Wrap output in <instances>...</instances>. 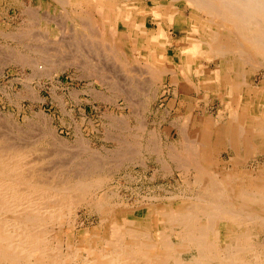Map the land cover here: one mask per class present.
<instances>
[{"label": "bare ground", "instance_id": "1", "mask_svg": "<svg viewBox=\"0 0 264 264\" xmlns=\"http://www.w3.org/2000/svg\"><path fill=\"white\" fill-rule=\"evenodd\" d=\"M57 1L60 4L70 2V0H57ZM140 1H143V0H140ZM154 1H160V0H154ZM167 1L169 3H174V2L177 3L178 2L177 0H167ZM190 1H191V3H194L196 6H198V8L203 10L202 13L203 12L208 13L212 16V18H214V20L212 19L214 22V25L206 33L207 34L206 43L208 44L209 52H211V54L215 53L217 55V57H216L217 59L214 58L213 61H215V63H217L218 67L219 68L224 67V68L228 69L227 74L222 73V74H225V78H226V79L224 78L226 80L225 81L226 82L225 88L227 89L226 91H228V88L230 87L231 92L228 91L230 94L235 92V91L240 92L239 91L240 89L243 90V93H244V95L240 97L241 99L237 100V101H235L236 99L234 100L233 97H229V100L231 98L229 103H232V106L234 105V107H235L230 112L231 113L230 117H232V120L230 119V117H228L231 120V125H229V126L226 125V123H221L219 121L218 122L215 121L216 123H212V125L208 124V126L205 127V131H206L205 133L204 132L203 133L202 132H195L192 135H190L189 134L190 132H188L186 129L188 126L187 127L184 126L182 128V126L179 124L181 126V135L185 138V140L182 139V141H184L183 142V144H184L183 145V151L185 152L186 155L183 157L182 154L180 152L176 151L175 148L172 146V147H169V148H171L169 151V156L171 158H173L178 163V166L181 165L183 168L186 169L185 172L188 175V176H186V177H188L187 179L188 180L191 179L190 181L193 183V185L197 186L198 189H192V195H184V196L181 195V197H178L177 194H176L177 196H171L170 195L171 197H169V196L166 197L165 195H164L165 197L159 196L160 198L158 196H157L158 198L153 196L156 199L155 201H152V202L150 201L147 204H144L145 202L143 201L144 202V203H142L143 207H141V208L138 207V209L133 210V212H131L128 207L124 206L125 202H124L123 198L120 199V201L116 202V204H114L115 202L113 203V201H112V204H113V206H112L111 199L114 197V194H116V193L114 192V190L112 188L109 187V185L107 183V180H108L107 177H106V179H107L106 180V179H104V176L102 178V177H100L101 175H99L98 173L101 171H104L105 169H109L108 167L110 165L109 164L110 161L112 162V161H114V159H117V158H118V160L119 159L123 160L124 158L126 160V158H128L127 155L130 154V156H132V153L136 152L137 148H136V146H134L135 143L134 144L129 143L128 141L125 140L127 137L126 138L123 137V136H127L126 134L123 133L124 134V135H122L123 138H121V140H119L120 141L119 144L120 143H121V145L123 144L122 150L121 149L119 151L117 150V152L115 151L116 152L115 153L113 151L114 149L112 150L111 148L107 147V149H110V151L112 150V152L115 153V156H117L116 158H114L115 156L111 157L114 153L112 155H110L109 157H107V155H106V158H104L105 155L104 156L102 155L103 156L102 157L101 155L98 154L99 155L98 156L96 153H94L97 149L94 152L93 151H87V153H88L87 157L78 156V152L82 154L81 151H83L85 146L88 145L87 143L85 145L84 141H82L83 139H81L82 137L80 138V136L77 138H80L81 142H83V143H80L79 146H80V148L81 147H84V148L82 150H79L78 152H76L77 151V149H76V151L74 152L75 154L74 153L72 154V152L75 149H73V151H72L70 148V150L72 151L71 152L72 155L70 154L68 156V155H66V154H68L67 151H69L66 148L67 143L62 140L63 136L61 137V139L59 137H57L56 130L53 131L52 130L53 127L51 128L49 125L50 122H48V125L40 124L42 127H38V128L35 125L36 128L33 130L38 129L39 132L41 131L40 135L38 134L39 137L36 136L37 138H35L32 136L33 132H32V134L29 132L31 134V138L28 137V138H30V139H28L27 137H25L26 139H28L27 141H26V139L22 138L23 135L21 136L20 132L19 133L16 132L15 135H13L14 132L11 131V132H13V133H11L10 131H8L9 129L7 127L4 128V126H2L3 124H1V122H0V127H1L0 128V264H264V104L261 103V101L258 102L259 100H253V98H255L254 95H256V96L258 95L257 97L260 96L259 98H261V96L264 95V73L262 74L263 80H261L260 84H255L254 81L248 82V80L245 77V71H244L246 64H251L254 67H258L257 69L264 68V0H190ZM112 2H113V0H112ZM78 3H79V1H78ZM116 5H117V3H116ZM77 6H78V4H77ZM175 6H177V5H175ZM134 7H135V5H134ZM112 8H113V6H112ZM24 9H22V11ZM148 9H149V7H148ZM161 9H163V8H161ZM189 9H190V7H189ZM102 10H103V8H102ZM115 10H117V9L115 8ZM60 11H62V10H60ZM25 12H27L29 19L31 21L37 20L38 14H39L38 8L35 9L34 6H33V8L31 6H28V9L26 8ZM83 12H84V10H83ZM141 12H143V11H141ZM65 13L66 12H64L63 14H65ZM96 13H97V11H96ZM107 13H108V11H107ZM115 13H116V11H115ZM164 13H166V12H164ZM83 14L85 15V12ZM65 16L66 15H64V17ZM49 17H50V15H49ZM67 17H68V14H67ZM126 17H128V16L126 15ZM25 18H28V17H25ZM78 18L80 20L82 29H83V27H85L84 29H86V26H89V25H87L88 24L87 21L89 22V20H87V19H91V17L89 18L87 16H81L80 15ZM164 18H165V16H164ZM30 20H29V23H30ZM95 20H96V18H95ZM108 20H109V18H108ZM54 21H56V20H54ZM166 21H168V20H166ZM26 22H27V20H26ZM64 22H63V24H64ZM90 22H91V20H90ZM143 22H145V20H143ZM33 23L31 22V25H32V26L30 25L31 27H33V25H34ZM59 23H57V25ZM103 24H104V21H103ZM199 24L201 25V23H199ZM211 24H213V23H211ZM59 25L61 26V23ZM138 26H136L135 28H137ZM92 27L94 28L95 25L91 26V28ZM100 28L98 26V30H97L98 32H100L99 31ZM195 28H198V27L195 26ZM35 29H36V27H35ZM94 29H96V28H94ZM87 31H88V33L90 32V30H87ZM102 31H101V35H102ZM115 31H116V29H115ZM1 32H2V30H1ZM96 33H95V35H96ZM160 33H162V32H160ZM39 34H41V32ZM90 34H91V32H90ZM90 34L88 35V37L90 36ZM91 35L93 36V34H91ZM95 37L97 38L99 36H95ZM101 37H99L100 39H97V41L101 40V39L102 40L105 39V38L103 39ZM122 37H124V36H122ZM171 37L172 36H170V38ZM36 38H38V36ZM16 39H17V37H16ZM40 39H42V38H40ZM61 39H63V38H61ZM83 39H85V38H83ZM133 39H134V36H133ZM176 39L178 40V38H176ZM196 39H197V37H196ZM88 40L81 41V44L85 41L88 42ZM185 40H186V38H185ZM97 41L95 40V42H97ZM107 41H109V40H107ZM166 41H167V39H166ZM201 41H203V40H201ZM62 42H63V40H62ZM67 42H68V40H67ZM91 42H92V40H91ZM95 42H93L92 45L95 46ZM204 42H205V40H204ZM54 43H55V41H54ZM76 43H78V41ZM107 43L108 42H106V44ZM106 44L104 43V45H106ZM110 44H108V45H110ZM177 44H178V42H177ZM65 45H66V42H65ZM101 45L103 46V42ZM115 45H113V46L115 47ZM195 45L197 46L198 42ZM31 46L32 45H30L29 48ZM117 46H118V44H117ZM194 46L192 48H194ZM198 46L200 47V45H198ZM108 47H110L109 48L110 50H108ZM108 47L104 46L103 50L105 51L104 48H107L106 50H108V51H106V52H109V51L111 53L114 52L113 54H115V55L109 56L110 52L107 55L110 57V59L113 58L112 60L116 61V59H114V57L116 56L117 49L115 51L114 50L115 48H113L112 46H108ZM159 47H157V48H159ZM47 48H50V47H47ZM78 48H80V47L78 46ZM90 48H95V50H96V47H90ZM192 48H189L186 50L190 51ZM195 48H196L195 50L197 52L198 51L197 49H199V48L198 47H195ZM100 49H101V47H100ZM100 49H97V50H100ZM35 50L37 52H41L42 56L44 57L43 58L41 56L44 59V62H45V60L49 61L48 59L51 58V57L48 58V56H47L49 54V52L51 51V49L50 50L45 49V46H44V48H36ZM137 50H139V49H137ZM195 50H193V52H195ZM123 52H125V51H123ZM135 52H138V51H136V49H135ZM26 56H27V54H26ZM125 56H126V54L124 55V57ZM165 56H166V54L162 58H165ZM196 56H198V55H196ZM16 57H18V56H15V58ZM21 57L23 58L24 63H25V61H26L25 58L22 55L19 56L20 59H22ZM118 57H120V56L118 55ZM45 58H47V59H45ZM148 58H149V56H148ZM158 58H160V57H158ZM162 58H160V59H162ZM210 58H212V57H210ZM140 59H141V57H140ZM218 59H221V61H219ZM100 60H102V59H100ZM196 60H197V58H196ZM55 61H52L50 59L49 62H55ZM64 61H66V60H64ZM127 61H128V59H127ZM127 61H124V62L126 63ZM100 62H102V61H100ZM108 62H109V58H108ZM145 62H146V60H145ZM29 63H30V61H29ZM105 63H107V62H105ZM120 64H121V62H120ZM146 64H147V62H146ZM150 64H152V63L150 62ZM154 64H156V63H154ZM38 65H40V64H38ZM46 65H48V64H45V66ZM101 65H102V63H101ZM123 65L128 66V63L123 64ZM45 66H43V67L45 68ZM51 66L54 67V65H51ZM51 66H49V67L52 68ZM43 67H41V68H43ZM49 67H47L48 70L50 69ZM109 67H108V69H113V67L112 68H109ZM129 67L130 68L128 70L131 69V66H129ZM152 67L155 68V66H152ZM156 67L158 68V66H156ZM58 68H59V66H58ZM115 68H116V66H115ZM119 68H120V66H119ZM144 68H143V70H144ZM108 69H106V70H108ZM149 69L150 68H147V70H149ZM218 69H216V70L218 71ZM42 70H41V72L43 73L44 71H42ZM102 70H103V68H102ZM153 70H155V69H153ZM161 70L162 69H160V71ZM195 70H197V69H195ZM213 70H214V68H213ZM119 71H120V69H119ZM151 71H152V69H151ZM202 71H203V68H202ZM35 72H37V71H35ZM142 72H144V71H142ZM92 73H94V71ZM152 73H153V71H152ZM155 73L157 74L158 72L155 71L153 73V75H155ZM183 73H184V71H183ZM195 73H198V72H195ZM232 73H233V75H231ZM34 74H32V75H34ZM46 74H48V73L46 72ZM102 74H103V72H102ZM108 75L109 74H107V76ZM114 75L116 77V73ZM152 76L150 78H152ZM169 76L171 77V75H169ZM174 76H175V74H174ZM109 77L112 78L113 76H108L107 78L109 79ZM115 77H113L112 79L114 80ZM155 77H157V76H155ZM155 77L153 76V78H155ZM159 77L160 76L158 75L157 78H159ZM207 77H210L209 74ZM202 78H204V77H202ZM132 79H133V76H132ZM183 79H185V78H183ZM179 80H181V79H179ZM130 81L128 80V84ZM137 81H141V80H137ZM137 81H136V84L138 85L137 87H140V89H142L141 87L144 86L145 84L140 86V83H142V82L138 83ZM190 81H192V80H189V82ZM214 81H216V80H214ZM105 82H106V80H105ZM118 82L119 81L116 82L117 85H120L123 83L122 84V87H123L124 83H126V80H125V82L123 81L120 84H118ZM219 82H220V80H219ZM116 83H114L115 87H116ZM108 84H109V82H108ZM150 84H151V81H150ZM159 84H163L162 81ZM131 85H132V83H131ZM176 85H178V84H176ZM133 86L135 88L136 85L134 84ZM104 87H105V85H104ZM115 87H111V89H113ZM117 87H116V89H117ZM126 87H127V85L125 87H123V89L125 88L127 90L128 88H126ZM159 87H161V85ZM118 88H121V86ZM156 88H157V86L155 87V90L157 91ZM123 89L121 88V90H123ZM136 89H138V88H136ZM150 89H151V87H150ZM196 89H197V87H196ZM155 90H152V91H155ZM124 91L125 90H123V92ZM127 91H125V92L127 93ZM132 91H134V90H132ZM148 91L146 94L149 93ZM152 91H151V93H152ZM158 91L160 92V90H158ZM108 92H110V91H108ZM118 92H122V91L119 90ZM154 93H156V92H154ZM199 93H200V91H199ZM113 94H114V92H113ZM173 94H175V93H173ZM246 94H247V97L245 96ZM105 95L107 96V94H105ZM119 95H120V93H119ZM131 95L132 94H130V96ZM154 96H155V94H154ZM154 96H153V98L156 97V96L155 97ZM188 96L191 97L192 95L188 94ZM197 96H198V94H197ZM123 98H126V100L128 99L127 101H129V103H130L131 100H129V96H125ZM130 98H132V97H130ZM180 98H183V97H180ZM155 101H156V99H155ZM226 102L225 103L228 104V101H226ZM129 103H128V106H129ZM131 103H133V102H131ZM136 103H138V102H136ZM220 104H222V102ZM133 105H134V103H133ZM144 105L145 104H143V106ZM184 105L185 104H183V106ZM190 106L192 107V105H189L186 108H189V110H190ZM165 108H164V110H166L165 112H167L168 110ZM169 108H170V106H169ZM192 108H194V106ZM192 108H191V110H192ZM137 109H138V107H136L135 110H137ZM132 110H134V108L131 109V111ZM144 110H146V108ZM151 110H152V106H151ZM156 110H158V109H156ZM173 110H174V107H173ZM154 111H155V109H154ZM159 111H158V113H159ZM176 111H175V113H176ZM137 112H139V110L136 111L135 113H137ZM167 113H165V114H167ZM131 114H132V112H131ZM190 114H189V116H190ZM169 115H167V117ZM219 115H221V114H219ZM110 116L112 117L111 114H110ZM141 116L142 115L140 114V118H141ZM39 117H41V116H39ZM43 117L44 116H42L41 118L44 119ZM116 117L117 116L115 115V120L117 119ZM159 117H160V115H159ZM172 117L174 119V116H172ZM202 117H203V115H202ZM123 118H125V117L122 116L121 120H119V117H118L117 121H122ZM133 118L135 119V117H133ZM140 118H139V120H141L140 122H142L144 118L143 119H140ZM163 118H164V115H163ZM48 119H50V118H48ZM113 119H111V120H113ZM173 119H172V121H174ZM47 121H49V120L46 119V122ZM136 121H137V119H136ZM145 121L146 120H144L143 122H145ZM169 121H171V120H169ZM175 121H176V119H175ZM41 122H42V120H41ZM42 123H44V122H42ZM110 123H113V121ZM116 123H118V122H116ZM113 124H111V126ZM116 125H113V126L116 127ZM122 125H124V124H122ZM142 125L144 126V124H142ZM142 125L140 123V126H142ZM190 125H191V123H190ZM38 126H39V124H38ZM133 126L135 128L137 127L136 130H138L139 126H136L135 124H133ZM158 126L160 127V125H158ZM2 127L4 129H2ZM32 127H34V126L32 125ZM32 127H31V129H32ZM6 128L8 130H6ZM145 128H146V126H145ZM17 129H19V128H17ZM31 129H29V130H31ZM118 129H119V127H118ZM125 129H127V128H125ZM140 129L142 130V127L139 128V130ZM152 129H154V128H152ZM33 130H31V131H33ZM38 130L36 132L34 131L35 135H37ZM148 131H150V130H148ZM107 132L109 133V130H107ZM111 132H113V131H111ZM133 132H136V131H133ZM154 132H155V130H154ZM154 132L152 131L151 135H153ZM24 133H25V131H24ZM156 133H158V132H156ZM27 134L28 133H26V135ZM133 134L134 133H132L130 137H132ZM142 134L139 135V137L142 138L144 136V134L143 135ZM177 134H178V132H177ZM109 135L110 134H108L106 136L108 137ZM113 135L112 136L114 138L115 134H113ZM116 135H117V133H116ZM118 135L120 136L119 133H118ZM156 135H155V137H156ZM119 136H117V138ZM134 136H135V134H134ZM136 136H138V134H136ZM110 137H111V135H110ZM77 138H76V140L78 141ZM80 139H79V141H80ZM123 139L125 140V143H124ZM131 139H133L134 142L137 141V139L135 141L134 137ZM146 139L147 138L145 137V140ZM23 140H25V141H23ZM64 140H66V138ZM148 140H150V139H148ZM158 140H160V138ZM152 141H153L152 149H154L156 151L158 150L159 152L161 150V152H162V150L164 148L163 149L161 148L160 150L158 149V148H160L159 147L160 142L157 146L156 141L154 139ZM209 141L210 142L215 141L218 145L219 144L224 145L225 148L227 149L226 150L227 154H228L227 158L207 159V161H206L205 157L207 156V153H208L207 146L210 145ZM126 143H128L127 146H126ZM141 143H144V142H141ZM141 143L139 144V147H140V145H142ZM146 143H147V141H146ZM169 143H171L170 145H173L172 144L173 142H169ZM200 143L201 144L205 143L206 149H203L202 146L199 145ZM81 144H84L85 146H83V145L81 146ZM136 145H138V144L136 143ZM88 146L86 148L90 149L91 147H88ZM145 146H146V144H145ZM160 146H161V144H160ZM75 147L77 148L78 144L76 146H74V148ZM139 147H138V149H139ZM146 147H144V148H146ZM150 148H151V146H150ZM150 148H148V149H150ZM99 150L100 149H98V151ZM102 153L103 152H101V154ZM126 153H127V155H126ZM65 155L68 156V158H66ZM158 155L159 154H157V156ZM208 155H209V153H208ZM110 157L112 160H109ZM144 157H146V156H144ZM247 157H250V159L255 158L252 162L253 163L254 162L255 163L260 162V163H262V165H257L258 166L257 168H249L248 163H250V161H248L246 159ZM132 158H134V157L132 156ZM135 158H136V156H135ZM157 158L160 159L159 157H156V160H157ZM258 158H262L261 161L258 160ZM141 159H142V157H141ZM122 160H119V161L122 163L123 162ZM140 162L142 163V161H140ZM156 162H158V161H156ZM137 163H139V162H137ZM166 163H167V161H166ZM164 165H168V164H164ZM170 165H168L169 169L171 168ZM111 166L113 167V165H110V168H111ZM141 167H142V165H141ZM163 167L165 168L166 166H163ZM254 169H255V173H254ZM106 173H108V171ZM97 174H98V176H97ZM106 175L107 174H105V176ZM183 176H185V175H183ZM152 177H154V176H152ZM119 184H120V182H119ZM190 186H192V185L190 184ZM143 197H145V196H143ZM151 197L152 196L150 195V198ZM116 199H118V198H116ZM124 199H126V198H124ZM165 199H167V200H165ZM138 200L139 199H137V201ZM140 201H142V200L140 199ZM135 202H136V200H135ZM80 203H82V204L87 203L89 206H91L93 209H95L99 213V219L98 220H100V222H101V225L99 226L100 228L97 227V229H93V230H89V229L80 230V229H78V223H79L78 218L79 217L77 216L78 214L76 212V206ZM133 203H130V204L132 205ZM92 208H90V209H92ZM74 209H75L76 213L74 214V218H72V216H73L72 214L74 212ZM131 215H133L134 218H129ZM65 218L68 219L67 222H66ZM221 223H224V224H222L225 227L223 230L221 228H219V226H218ZM102 226H103V228H102ZM240 229H245V230H240ZM213 232L216 233V238L211 240L210 235L213 234ZM253 235L256 236V239H254Z\"/></svg>", "mask_w": 264, "mask_h": 264}, {"label": "rangeland", "instance_id": "2", "mask_svg": "<svg viewBox=\"0 0 264 264\" xmlns=\"http://www.w3.org/2000/svg\"><path fill=\"white\" fill-rule=\"evenodd\" d=\"M56 1L55 0H0V16H1L0 17V29L2 30V32L0 30V33H1L0 34V58H1L0 59V122H1V124H3L2 126H4V128L7 127L9 130L7 128H6V130H8L10 132L13 131L14 133L11 132V133H13V135H15L16 132L17 133L20 132L21 136L22 135L24 136V137L22 136V138L26 139L25 137L31 138L32 132H33V135H32L33 137H35V138L39 137L41 131L39 132L38 129H36V130H33V129H35L36 126H37V128L42 127L40 124L48 125V122H50L49 125L51 128L53 127L52 128L53 131L56 130L57 137H59L60 139L62 136L64 139L66 138V140H64L63 138H62V140L67 143L66 148L69 151H67L68 154H66V155H68V156L71 154L73 149H75V150L72 152V154L76 151V149H77L76 152H78L79 150H82L84 148V147L80 148V146H79L80 143H83V142H81V139H83L82 141H84L85 145L87 143L89 146L88 145L85 146L84 144H81V146L83 145V146H85V148L83 151H81L82 154L78 152V156L87 157V154H88L87 151H93L94 152L97 149L94 153H96L97 155L99 154L101 156L105 155L104 158H106V155H107V157H109L115 151L117 152V150L118 151L120 149L122 150L123 144L122 145H121V143L119 144V142H120L119 140H121V138H123V137L124 138L127 137L128 139L126 138L125 140L128 141L129 143H132V144L135 143L134 146H136V148H137L136 152H134L135 154L136 153L137 154L135 155L134 153H132V156L134 158H132V156H130V154L127 155V153H126L128 158H126V160H125V158L123 160L119 159V160L123 161L121 163L118 160V158L114 159L117 157V156H115V153H116L115 152L111 156V157L115 156L113 158L114 161H112L113 163L111 161H110L111 163L109 162V164L113 165V167L111 166V168H110V165H109V167H108L109 169H105L104 171H101L98 174L101 175L100 177H102V178L104 176V179H106V177H107L108 180L107 179L106 180H107L109 187L112 188L116 194L118 193L117 195L113 193L115 198L113 197L114 199L113 198L111 199V204H112V201H113V203L115 202L114 204H116V202L120 201V199L123 198V200L125 202L124 206L128 207L131 212H133V210H137L138 207L139 208L143 207L142 203H144V202H145L144 204H147L150 201L151 202L155 201L156 199L154 197H156V198H158L159 196L160 197H165V196L171 197V196H177V195H178V197H181V195H183V196L184 195H192V189H198V187L193 185V183L190 181L191 179H189V180L187 179L188 177H186V176H188V175L185 172L186 169L183 168L181 165L178 166V163L173 158H171L169 156V151L171 149L169 147L173 146L176 151H178L182 154L183 157L186 155L185 152L183 151V145H184L183 142L184 141H182V139L185 140V138L181 135V126H182V128L184 126L185 127L188 126L186 129L188 132H190L189 134L192 135L195 132H202V133L204 132L205 133L206 132L205 127H207L208 124L212 125V123H216L218 121L221 123H226V125H228V126L231 125L232 117H230V115H231L230 112L235 107H234V105L232 106V103H229L231 100V98L229 100V97H233V99L234 100L236 99L235 101H237V100H240L241 99L240 97L244 95L243 90H241V89L239 90L240 92L235 91V92L231 93L232 95L229 93V92H231L230 87L228 88L229 92L226 91L227 89L225 88V85H226L225 74L228 73V69L224 68V67L219 68L217 63H215V61H213V59L216 58L217 55L215 53L211 54V52H209L208 44L206 43V36H207L206 33L214 25V22H213L214 18H212V16L208 13H205V12L202 13L203 10L198 8V6H196L194 3H191L190 0H177L178 1L177 3L176 2L169 3L167 0H160V1H154V0H148V1L147 0H143V1H140V0H113V2H112V0H74V1L70 0V2L62 3V4H60L58 1L57 2ZM78 1L80 4L78 3ZM115 2L117 3V5ZM77 4H78V6H77ZM134 5H135V7H134ZM175 5H177V6H175ZM28 6H31L32 8L34 6L35 9L38 8L39 14H38L37 20L31 21L29 19L27 12H25L26 8L28 9ZM112 6H113V8H112ZM148 7H149V9H148ZM189 7H190V9H189ZM102 8H103V10H102ZM115 8L117 10H115ZM161 8H163V9H161ZM22 9H24V10L22 11ZM60 10H62V11H60ZM83 10L85 12V15L83 14L84 13ZM96 11H97V13H96ZM107 11H108V13H107ZM115 11H116V13H115ZM141 11H143V12H141ZM64 12H66L68 14L69 18L67 17L66 13L63 14ZM164 12H166L167 14ZM49 15H50V17H49ZM64 15H66V16L64 17ZM80 15L81 16H87L89 18L91 17V19H87V20H89V22L87 21V23H88L87 25H89V26H86V29H84L85 27H83V29H82L80 20L78 18ZM126 15L128 17H126ZM164 16L166 19L164 18ZM25 17H28V18H25ZM95 18H96V20H95ZM108 18H109V20H108ZM28 19L30 20V23H29ZM53 19L56 21H54ZM26 20H27V22H26ZM90 20L92 23L90 22ZM143 20H145V22H143ZM166 20H168V21H166ZM103 21H104V24H103ZM31 22L32 23L34 22L33 27H31L32 26ZM59 22L61 23V26L59 25L60 24ZM63 22H64V24H63ZM57 23H59V24L57 25ZM199 23H201V25ZM211 23H213V24H211ZM90 25L91 26L95 25L94 28H96V29H94L93 27L91 28ZM98 26H99V28L101 27L100 28L101 30L99 29L100 32L97 31ZM136 26H138L139 28L138 27L135 28ZM195 26L198 28H195ZM35 27H36V29H35ZM115 29L117 32L115 31ZM87 30H90V32H91V34H93V36L90 34V32L88 33ZM101 31H102V35H101ZM40 32H41V34H39ZM160 32H162V33H160ZM95 33H96V35H95ZM89 34L91 37L90 36L88 37ZM37 36H38V38H36ZM95 36H99V37H101L103 39L105 38V39L104 40L101 39L102 41L101 40L97 41V39H100V38L99 37L96 38ZM122 36H124V37H122ZM133 36H134V39H133ZM170 36H172V37L170 38ZM16 37H17V39H16ZM196 37H197V39H196ZM40 38H42V39H40ZM61 38H63V39H61ZM83 38H85V39H83ZM176 38H178V40ZM185 38H186V40H185ZM166 39H167V41H166ZM58 40L59 41L61 40L60 41L61 43ZM62 40H63V42H62ZM67 40H68V42H67ZM83 40H88V42L85 41L81 44V41H83ZM91 40H92V42H91ZM95 40L97 42H95ZM107 40H109L110 42ZM201 40H203V41H201ZM204 40H205V42H204ZM54 41H55V43H54ZM77 41H78V43H76ZM105 41L108 43L106 44ZM65 42H66V45H65ZM93 42H95V46L92 45ZM102 42H103V46L101 45ZM177 42H178V44H177ZM197 42L201 48L198 45L197 46L195 45ZM104 43L106 45H104ZM108 44H110V45H108ZM117 44H118V46H117ZM30 45H32V46L29 48ZM113 45H115V47ZM44 46H45V49H49V50L51 49L50 52L47 50L49 52V54L47 56H48V58L51 57L50 59L52 61L56 60L55 61L56 63L55 62H49L50 59H48L49 61L45 60V62H44V59H43L44 57L42 56L41 52H37L35 50L36 48H44ZM46 46L50 47V48H47ZM78 46L80 48H78ZM104 46H106V47L112 46L113 48H115L114 49L115 51L117 49L116 56L114 57V59H116L117 62L115 60H112L113 58L110 59V57H109V56L115 55V54H113L114 52L111 53L109 51L110 54H109V56L107 55L109 52H106V51L110 50L109 49L110 47H108V50H106L107 48H104L105 49V51H104L103 50ZM193 46H194V48H192ZM90 47H96V50L100 49V47H101V49L97 50L98 51L97 52L95 50V48H90ZM157 47H159V48H157ZM195 47L199 48V49H197L198 50L197 52L195 50L196 49ZM189 48H192L193 50H195V52H193L192 49L190 51L186 50ZM135 49L138 52H135ZM137 49H139V50H137ZM123 51H125V52H123ZM124 53L126 54L125 57H124V55H125ZM26 54H27V56H26ZM165 54H166L165 58H162V57H164ZM21 55L25 58V60H26L25 63H24V60L22 57H21L22 59L19 58V56H21ZM118 55L121 58L118 57ZM196 55H198V56H196ZM15 56H18V57L15 58ZM148 56H149V58H148ZM140 57H141V59H140ZM158 57L162 58L163 60L158 58ZM210 57H212V58H210ZM108 58H109V62H108ZM196 58H197V60H196ZM45 59H47V58H45ZM100 59H102V60H100ZM127 59H128V61H127ZM28 60L30 61V63ZM64 60H66V61H64ZM99 60L102 62H100ZM145 60H146L147 64H146ZM218 60L221 61V59H218ZM124 61H127L126 63H128V66L123 65V64H126ZM105 62H107V63H105ZM120 62H121V64H120ZM150 62L153 65L150 64ZM44 63L48 64V65H46L47 67H49L51 65H54V67L51 66L52 68L49 67L50 69L48 70ZM101 63H102V65H101ZM154 63H156V64H154ZM38 64H40V65H38ZM40 66L41 67L45 66V68L43 67L44 68L43 69ZM58 66H59V68H58ZM115 66H116V68H115ZM119 66H120V68H119ZM129 66H131L132 70L131 69L128 70L130 68ZM152 66H155V68H153ZM156 66H158V68ZM108 67L109 68L113 67V69H108ZM142 67L143 68L145 67L144 70ZM102 68H103V70H102ZM147 68H150V69L147 70ZM159 68L162 70L160 71ZM202 68H203V71H202ZM213 68H214V70H213ZM257 68L258 67H254L251 64L245 65V68H244L245 77L248 80V82L254 81L255 84H260L261 80H263L262 74L264 73V68H259V69H257ZM106 69H108V70H106ZM119 69H120V71H119ZM151 69H152L153 73L155 71H157L158 73L157 74L155 73V75H153ZM153 69H155V70H153ZM195 69H197V70H195ZM216 69H218V71ZM41 70L44 71L43 72L44 74L41 72ZM112 70L116 73V77L118 76L119 78L115 77V75H114L115 73ZM180 70L181 71L183 70L184 73H183V71L181 72ZM35 71H37V72H35ZM93 71H94V73H92ZM142 71H144V72H142ZM46 72L48 74H46ZM102 72H103V74H102ZM195 72H198V73H195ZM207 73L209 74L210 77H207L208 76ZM222 73H225V74H222ZM32 74H34V75H32ZM107 74H109L108 76L115 77L114 80L112 79L113 77L112 78L109 77V79H108ZM174 74H175V76H174ZM152 75L154 77L155 76L158 77V75H159L160 77L159 78H157V77L153 78ZM169 75H171V77ZM231 75H233V73ZM132 76H133V79H132ZM151 76H152V78H150ZM202 77H204V78H202ZM183 78H185V79H183ZM179 79H181V80H179ZM105 80H106V82H105ZM122 80L124 82L126 80V83H124L123 87H125L127 85L126 88H128L127 89L128 91L125 88L123 89V87H122L123 81ZM128 80L129 81L131 80L129 82V84H128ZM135 80L136 81L141 80V81H137L138 83L142 82V83H140V86L145 84L144 86L141 87L142 89H140V87H137L138 85L136 84ZM189 80H192V81L189 82ZM214 80H216V81H214ZM219 80H220V82H219ZM117 81H119L118 84H120V83H122V84L117 85V83H116ZM150 81H151V84H150ZM161 81L163 84H159V83H161ZM108 82H109V84H108ZM114 83H116V87L121 86V88L123 90L127 91V93L129 92L132 95L130 96L129 93L127 94L125 91L123 92V90H121V88L117 87V89H118L117 90L116 87L114 86ZM131 83H132V85H131ZM134 84L136 85L135 88L133 86ZM176 84H178V85H176ZM104 85H105V87H104ZM160 85H161V87H159ZM156 86H157V88H156L157 91L160 90V92L159 91L157 92L155 90ZM195 86L197 87V89ZM111 87H115V88L111 89ZM150 87H151V89H150ZM136 88H138V89H136ZM119 90L122 92H118ZM132 90H134L135 92ZM152 90H155V91H152ZM198 90L200 91V93ZM108 91H110V92H108ZM147 91L149 92L148 94H146ZM151 91H152V93H151ZM113 92H114V94H113ZM154 92H156V93H154ZM119 93H120V95H119ZM153 93L155 94L156 97L154 96ZM173 93H175L176 95ZM105 94H107V96ZM188 94L192 95L193 97L188 96ZM197 94H198V96H197ZM122 96L123 97L129 96V100H131L130 103L133 102L134 105H133V103L130 104L129 101H127L128 99L126 100L127 97L123 98ZM153 96L155 98H153ZM245 96L247 97V94ZM257 96L254 95L255 98H253V100H259L258 102L261 101V103L264 104V100H263L264 95H262L261 98H259L260 96L259 97H257ZM130 97H132V98H130ZM180 97H183V98H180ZM155 99H156V101H155ZM226 101H228V104H226L227 103ZM136 102H138V103H136ZM221 102H222V104H220ZM128 103H129V106H128ZM143 104H145V105L143 106ZM183 104H185V105L183 106ZM189 105H192V107L194 106V108H192L190 106V110H189V108H186ZM151 106H152V110H151ZM169 106H170V108H169ZM132 107L134 108V110L136 109V107H138V109L135 111L134 110L131 111V109H133ZM173 107H174V110H173ZM145 108H146V110H144ZM164 108L167 109L169 112L168 111H167L168 113L165 112L166 110H164ZM191 108L193 111L191 110ZM154 109H155V111H154ZM156 109H158V110H156ZM138 110L140 113L139 112L135 113ZM158 111H159V113H158ZM175 111H176V113H175ZM131 112H132V114L134 113L135 115L134 114L132 115ZM164 112L167 114H165ZM110 114L112 115V117L114 119L110 116ZM140 114L142 115L141 118H140ZM189 114H190V116H189ZM219 114H221L222 116ZM38 115L41 117L44 116L43 118L44 119L46 118L49 121L46 122V119L44 120L41 117H39ZM115 115L117 116L116 117L117 119L119 117V120H121L122 116H124L126 119L123 118L122 121H117V119L115 120ZM159 115H160V117H159ZM163 115H164V118H163ZM167 115H169V116L167 117ZM202 115H203V117H202ZM132 116L135 117V119ZM172 116H174V119ZM228 117H230L231 120ZM48 118H50V119H48ZM139 118L140 119L144 118L143 121L144 120H146V121L140 122L141 120H139ZM40 119L44 123H42ZM111 119H113V120H111ZM136 119H137V121H136ZM172 119L174 121H172ZM175 119H176V121H175ZM169 120H171L172 122ZM112 121L114 124L110 123ZM116 122H118V123H116ZM139 122L141 123V125L144 124V126L143 125L140 126ZM190 123H191V125H190ZM38 124H39V126H38ZM111 124H113V125L117 124V125L115 127L113 125L111 126ZM122 124H124V125H122ZM133 124H135L136 126H139V128L142 127V130L141 129L139 130V128H138V130H136L137 127L135 128L133 126ZM32 125L34 127H32ZM158 125H160V127ZM117 126L119 127V129ZM145 126L147 129L145 128ZM31 127H32V129H31ZM4 128L2 127V129H4ZM17 128H19V129H17ZM125 128H127V129H125ZM152 128H154V129H152ZM29 129H31L33 131H31ZM37 130H38L37 135H35L34 133ZM107 130H109V133L107 132ZM148 130H150L151 132ZM154 130H155V132H154ZM24 131H25V133H24ZM111 131H113V132H111ZM133 131H136V132H133ZM152 131L154 132L153 135H151ZM156 132H158V133H156ZM177 132H178V134H177ZM26 133H28V134L26 135ZM116 133H117V135H116ZM118 133L120 134V136L118 135ZM123 133L126 134L127 136L122 137V135H124ZM132 133H134L135 136L133 134L132 137H130ZM142 133L144 134V136L141 138V137H139V135H141ZM108 134H110L111 137H110V135L107 137L106 135H108ZM113 134H115L114 138H113V136H114ZM136 134H138V136H136ZM154 134L156 135V137ZM79 136H80V138L81 137L82 138L81 139L77 138ZM117 136H119L120 138L118 137L119 138L118 139ZM133 137H134L135 141L137 139L136 142H134L133 139H131ZM145 137L147 138L146 140H145ZM30 138H28V139H30ZM76 138L78 139V141L76 140ZM157 138L158 139L160 138V140H158ZM28 139H26V141ZM79 139H80V141H79ZM148 139H150V140H148ZM153 139L156 141L157 146L160 142L161 146L159 144L160 148H158V149L160 150L161 148L162 149L164 148L162 150L163 153L161 152V150L159 152L158 150L156 151V150L152 149V144H153L152 140ZM125 140H124V143H125ZM23 141H25V140H23ZM138 141L140 143L144 142L147 147L145 146L144 143H141L142 145H140V147H139L140 143ZM146 141H147V143H146ZM168 141L173 142L172 143L173 145H170L171 143H169ZM136 143L138 145H136ZM77 144H78V147L74 148V146H76ZM127 144L128 143H126V146H127ZM203 144L200 143L199 145L202 146L203 149H206L205 143H203ZM217 145L218 144L215 141H211L210 145L207 146V148H208L207 151H208L209 155L207 153V156L205 157L206 161H207V159L227 158L228 154H227V151H226L227 149L225 148V146L222 144H219L218 146ZM87 146L91 147V148L87 149L86 148ZM150 146H151V148H150ZM107 147L111 148L112 150L114 149L113 150L114 152H112V150L110 151V149H107ZM138 147H139V149H138ZM144 147H146V148H144ZM70 148L72 151L70 150ZM148 148H150L153 152ZM98 149H100V150L98 151ZM101 152H103V153L101 154ZM133 154L136 156V158ZM157 154H159V155L157 156ZM68 156H66V158H68ZM140 156L142 157L143 160L141 159ZM144 156H146V157H144ZM111 157L109 158V160H112ZM156 157H159L160 159L157 158V160H156ZM246 159L248 161H250V163H248L249 168H257L258 167L257 165H262V163H260V162H257V163L254 162L253 163L252 161L255 158L250 159V157H247ZM261 159L262 158H258V160H260V161H261ZM139 160L142 161L143 164ZM156 161H158V162H156ZM166 161H167V163H166ZM137 162H139V163H137ZM164 164H168V165L171 164L170 165L171 168L169 169V166L164 165ZM141 165H142V167H141ZM163 166H166V167L164 168ZM107 171H108V173H106ZM254 173H255V169H254ZM98 174H97V176H98ZM105 174H107V175L105 176ZM183 175H185V176H183ZM152 176H154V177H152ZM119 182H120V184H119ZM190 184L192 186H190ZM150 195L152 196L151 198H150ZM143 196H145V197H143ZM116 198H118V199H116ZM124 198H126V199H124ZM137 199H139V200L137 201ZM140 199L142 201H140ZM135 200H136V202H135ZM165 200H167V199H165ZM129 202L130 203L134 202V203L131 205ZM112 206H113V204H112ZM90 208H92V207L89 206L87 203H83V204L80 203L76 206V212L78 214L77 216L79 217L78 218V220H79L78 229H80V230H83V229L93 230V229H97V227L100 228L99 226L101 225V222H100V220H98L99 219V213L95 209H93V208L90 209ZM76 212L74 209V212L72 214L73 215L72 218H74V214ZM129 218H134V216L131 215ZM65 220L67 222L68 219L65 218ZM222 224H224V223H221L218 226H219V228H221L223 230L225 227ZM102 228H103V226H102ZM240 230H245V229H240ZM253 237H254V239H256L255 235H253ZM210 238H211V240L215 239L216 233L213 232V234L210 235Z\"/></svg>", "mask_w": 264, "mask_h": 264}]
</instances>
